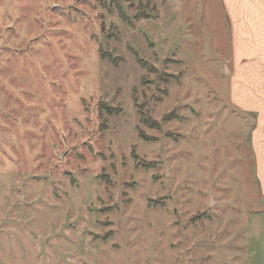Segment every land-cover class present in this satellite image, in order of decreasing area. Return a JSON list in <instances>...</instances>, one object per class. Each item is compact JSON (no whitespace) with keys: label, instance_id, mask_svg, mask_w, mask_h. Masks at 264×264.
Here are the masks:
<instances>
[{"label":"rangeland","instance_id":"obj_1","mask_svg":"<svg viewBox=\"0 0 264 264\" xmlns=\"http://www.w3.org/2000/svg\"><path fill=\"white\" fill-rule=\"evenodd\" d=\"M225 35L216 0H0V264H264Z\"/></svg>","mask_w":264,"mask_h":264},{"label":"crops","instance_id":"obj_2","mask_svg":"<svg viewBox=\"0 0 264 264\" xmlns=\"http://www.w3.org/2000/svg\"><path fill=\"white\" fill-rule=\"evenodd\" d=\"M216 5L226 31L228 101L250 124L253 174L264 203V0H216Z\"/></svg>","mask_w":264,"mask_h":264},{"label":"trees","instance_id":"obj_3","mask_svg":"<svg viewBox=\"0 0 264 264\" xmlns=\"http://www.w3.org/2000/svg\"><path fill=\"white\" fill-rule=\"evenodd\" d=\"M121 15H122V13H121ZM122 17L124 18L123 15H122ZM101 54H102L101 55L102 58L108 59L111 63L116 64L115 61H114V57H111L110 55H108V53H103L102 52ZM138 62L142 65L143 68H146L145 63L142 62L141 59H139ZM146 69H149V68H146ZM141 121H142V123L144 125L157 126V123L155 121L154 122L153 121L148 122L147 117H144V116L141 118ZM140 136L141 137H144V135L142 133H140Z\"/></svg>","mask_w":264,"mask_h":264}]
</instances>
